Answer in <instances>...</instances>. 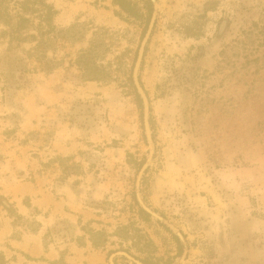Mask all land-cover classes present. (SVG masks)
<instances>
[{
    "label": "rangeland",
    "instance_id": "obj_1",
    "mask_svg": "<svg viewBox=\"0 0 264 264\" xmlns=\"http://www.w3.org/2000/svg\"><path fill=\"white\" fill-rule=\"evenodd\" d=\"M45 1L57 14L41 64L24 70L0 40L5 264H264V0H155L140 192L185 254L135 198L150 0ZM89 51L92 78L77 63Z\"/></svg>",
    "mask_w": 264,
    "mask_h": 264
},
{
    "label": "trees",
    "instance_id": "obj_2",
    "mask_svg": "<svg viewBox=\"0 0 264 264\" xmlns=\"http://www.w3.org/2000/svg\"><path fill=\"white\" fill-rule=\"evenodd\" d=\"M112 1L123 10L128 6L125 0ZM148 3L150 4V2ZM150 12L146 20V27L150 20ZM56 14L53 6L45 0H0V40L6 43L5 53L7 55L16 51L23 53V58H19L17 63L21 64L24 70H29L30 63L41 64L45 55L43 51V47L46 45L44 38L54 30L53 20ZM25 45H32V47L25 49ZM77 63L87 73L86 78H92L88 76L95 70L92 51L82 54ZM5 210L11 212L9 209ZM140 214L143 217H148L142 210H140ZM95 237L101 238L95 240ZM106 240L104 232L91 231V244L94 248L103 247ZM5 263L4 256L0 255V264Z\"/></svg>",
    "mask_w": 264,
    "mask_h": 264
},
{
    "label": "water",
    "instance_id": "obj_3",
    "mask_svg": "<svg viewBox=\"0 0 264 264\" xmlns=\"http://www.w3.org/2000/svg\"><path fill=\"white\" fill-rule=\"evenodd\" d=\"M150 2L152 4V14H151L145 35H144V37L140 43V46H139V49L137 52L136 61H135L133 71H132V83H133V86H134L140 100H141L144 135H145L147 144L149 146V152H148V155L146 156L145 163L142 165V167L139 170L137 177H136L135 198H136V202H137L138 206L140 207V209L144 213H146L147 215H149L150 217H152L153 219H155L156 221H158L162 225L166 226L167 228H169L173 232V234L180 241V243L183 247V250H184V254H185L186 244H185V241H184L181 233L176 228H174L168 221H166L163 217H161L160 215L155 213L153 210H151L144 203L142 196H141V192H140V184H141L142 176L144 175V172L146 171V169L149 167V165L152 161V158H153V153H154V145H153L152 136H151V129H150V125H149V102H148V98L145 94V91L143 90V88L139 82V71H140L145 47H146V45L150 39L152 30H153V27L155 24L156 16H157V9L155 7V5H156L155 0H150ZM118 256L126 258L127 260L131 261L133 264H143L125 252H116V253L112 254L109 258V264H114V259H115V257H118Z\"/></svg>",
    "mask_w": 264,
    "mask_h": 264
}]
</instances>
